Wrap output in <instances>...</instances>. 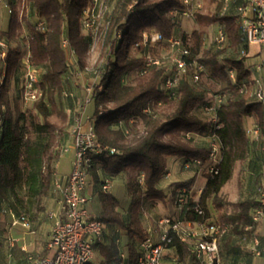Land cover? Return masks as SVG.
<instances>
[{
    "label": "trees",
    "instance_id": "16d2710c",
    "mask_svg": "<svg viewBox=\"0 0 264 264\" xmlns=\"http://www.w3.org/2000/svg\"><path fill=\"white\" fill-rule=\"evenodd\" d=\"M92 2L5 0L11 13L7 29L0 30V42L7 45L5 49L0 47V53L4 50L6 54L0 96V205L17 216L24 215L32 205L39 206L51 189L55 165L60 161L59 152L55 149L68 122L67 114L53 97L62 91L61 77L68 69L69 54L77 58L78 71L86 70L92 37L82 34V26L84 12ZM181 8L179 0H116L112 12L103 15L106 25L102 31L99 62L96 68L86 70L92 73V79L85 85H90L98 75L92 83V95L86 110L93 120L97 145L102 149V153L93 158L90 172L94 173L98 164L109 177L135 173V177L131 176L128 181L131 196L129 223L122 221L116 199L102 190L99 198L103 209L98 220L103 225L121 227L130 238H137L139 245L148 238L139 217L142 202L165 201V194L158 188V183L166 176L167 158H181L183 164L190 163L191 168L201 169L206 183L197 198L190 190L194 179L173 184L176 190L171 202L179 213L177 217L169 218L183 225L191 224L193 228L211 222L225 226L227 232L218 239L220 250L221 241L229 236L227 224L243 242L250 237L254 224L250 211L256 207L255 201L229 203L223 199L221 190L232 178L235 165L244 163L250 153L251 143L244 120L253 118L259 135L264 136V111L262 105L252 98L253 65L247 64L251 57L248 53L240 58L241 50L247 46L241 41L237 16L221 15L219 9L213 14L199 12L195 15L199 29L188 34L181 31V21L170 15L171 11ZM30 17L36 18L35 23L32 24ZM40 22L42 27H39ZM215 23L225 27L226 41L223 45L213 42L216 49L212 50L207 48L203 37ZM25 24L29 34L23 36L21 30ZM147 31L161 35L163 42L145 48L142 41ZM170 37L179 38L188 55L184 57L186 67L177 85L165 90L161 86L162 81L174 66L150 50L164 48L168 52L166 41ZM18 38L22 40L20 43L23 42L22 48L20 44L11 45ZM64 38L69 42L67 49L62 46ZM26 41L31 64L36 68L46 67L40 75L42 97L23 111L16 105L12 110L7 97L8 88L11 81L20 80V93V62ZM224 47H229L233 54L222 66L219 57L224 54ZM131 48L134 55L130 54ZM146 55L158 59L160 64L139 75L137 72L142 69ZM199 65L203 70L198 73L199 80L194 82L193 76ZM207 71L225 82L219 93L209 99L208 91L200 85ZM133 72L138 74L135 83L123 84L121 78ZM218 99L221 100L219 105L216 104ZM31 110L36 113H30ZM53 116L59 117V124L52 120ZM212 143L219 145L216 162L209 157ZM110 149L116 153L110 154ZM212 166L215 173H210ZM140 174L144 175L142 186L137 182ZM180 197L184 199L181 205L176 203ZM209 205L220 212L219 221L213 220ZM229 206L234 211L226 214ZM181 234V231L169 230L164 258L168 252L173 253L171 256L176 258V264H199L192 253L197 239L187 237L182 241ZM109 247L108 254L104 255L115 256L116 248L113 244ZM137 256L138 246L130 248L125 264H138ZM116 264H121L119 257Z\"/></svg>",
    "mask_w": 264,
    "mask_h": 264
},
{
    "label": "built area",
    "instance_id": "2783aa9c",
    "mask_svg": "<svg viewBox=\"0 0 264 264\" xmlns=\"http://www.w3.org/2000/svg\"><path fill=\"white\" fill-rule=\"evenodd\" d=\"M0 2L3 3L4 8L10 14V8L5 3V0H0ZM179 2L182 8L171 11L170 15L176 16L180 21L184 19L193 20L195 15L203 10L201 0H179ZM102 4V0H93L92 6L85 10V26L91 28L98 18L103 17L106 10ZM101 13L102 15L100 16ZM232 14L237 16L241 41L247 46V49H243L240 52V58H243L248 55L250 47H260L264 44V0H239ZM42 26L43 23L40 22L39 27ZM225 41V27L218 24L213 42L223 45ZM160 42H163L161 35L154 31H147L143 34L142 44L145 48L156 46ZM166 44L168 54L164 57L162 56V60H169L168 63L171 61V65L174 67L162 81L161 86L165 90H170L177 85L180 75L185 71L186 63L184 57L188 55V50L183 47L180 39L176 37H170ZM62 46L65 49L68 48V39L64 38L62 40ZM0 47L5 49L7 45L5 42H0ZM5 57L6 54L3 50L0 53V96L6 71ZM20 63L22 65L20 102L23 106H26L33 104L42 97L41 74L38 68L31 64L27 41ZM159 64L160 61L158 59H153L150 55H146L145 63L137 73L139 75L144 74L151 66ZM262 68V64L255 65L256 72H261ZM202 70L203 67L199 65L193 76L194 82L199 80L198 73L202 72ZM97 77L98 75L95 76L92 83ZM230 78H234L232 72H230ZM92 83L90 85L83 84L82 86L85 93L83 100L84 109L81 115L74 119L71 145L61 150L64 154L69 151L73 152L70 174L65 183H61L59 179L53 180L54 188L61 198V213L54 221L47 242V250L51 255L38 261L29 259L28 264H91L94 259V246L103 242V224L98 219L90 217L86 208L88 198L85 196L87 180L94 162L93 158L102 153V149L98 147L96 142L93 120L89 116L83 117L90 103L93 90ZM252 98L264 107V86L261 85L259 80L254 81ZM220 103V99L216 100L217 105ZM212 120L215 121V117ZM114 153L116 151L110 149V154ZM218 154L219 145L212 143L209 154L210 160L216 162ZM195 164H199V162H195ZM183 167L188 170L191 165L190 163H184ZM210 173H215L213 166L210 168ZM137 182L139 185H143V174L137 177ZM101 188L103 191H107L109 189V181L105 180ZM183 202L184 199L180 197L176 203L181 205ZM251 219L254 224H263L264 226V193L261 194ZM19 221L23 227H28L25 216H21ZM157 226L161 231L160 240L155 242L148 237L139 243L138 264H165L163 256L164 244L169 242L168 232L170 229L177 232L181 231L182 241H186L187 237L197 239L192 253L199 260V264H219L218 239L227 232L225 226L211 222L201 225L199 228H193L191 224L183 225L179 222H173L169 217L159 220ZM257 244L258 242L255 239L252 250H256ZM262 253L264 254V249ZM171 264H176V258H172Z\"/></svg>",
    "mask_w": 264,
    "mask_h": 264
},
{
    "label": "crops",
    "instance_id": "0c3cea01",
    "mask_svg": "<svg viewBox=\"0 0 264 264\" xmlns=\"http://www.w3.org/2000/svg\"><path fill=\"white\" fill-rule=\"evenodd\" d=\"M227 1V2H226ZM203 4L205 2L201 0ZM239 0H222L220 2L221 9L219 11L221 15L232 14L234 8L237 6ZM230 3V4H229ZM226 9V11H225ZM203 11V10H202ZM3 12L6 13V23L3 21ZM202 13V12H201ZM9 14L4 8V6L0 5V30H6L8 27ZM5 23V24H4ZM182 24V21H181ZM218 23H215L209 27L208 30L210 32L214 31L213 38L215 37V32L217 29ZM194 30V29H193ZM181 31L186 32L182 29ZM205 39V38H204ZM250 59L247 61L248 65H253L252 70V79L253 81L259 80L261 85L264 86V44L260 47H250L249 48ZM262 64L263 68L261 72L255 71V65ZM82 87V86H81ZM263 111L264 107L262 106ZM198 111V110H197ZM73 124V123H72ZM72 143V129H71V142ZM70 154V167L61 166L60 161L55 165V174L53 176L54 179H59L61 183H65L67 177L71 171V162L73 159V152L69 151L65 153V155ZM184 160L177 157H168L167 158V166H166V176L160 180L158 183V188L163 190L165 194L164 202H152V201H143L141 205V209L139 212L140 221L142 227L147 231L148 237H150L153 241L159 242L161 231L157 226L154 230L151 225L148 224V221L158 219L161 220L165 217L169 216V211H172V214L178 216V210L172 206L171 198L174 195V191L176 190L173 184L185 182L190 179H194L193 186L191 187V192H193L194 188L197 187V196L201 193L203 189L206 178L204 177L203 171L196 170L190 168L185 170L183 167ZM257 172L253 173L254 179L258 178V180H262V183L255 190V196L246 198L244 200H254L256 203V207L258 205L259 198L262 193H264V162L261 163L260 166L257 167ZM124 173H121L115 177H109L102 168L96 164L94 169V173L90 172L89 178L87 180V187L85 190V196L88 198V202L86 204V208L90 217L98 219L103 205L99 198V191L102 190L101 186L104 184L105 180L109 181V189L107 191H103L105 193L110 194L112 197L116 199L119 203V211L121 212L122 221L125 224H128L130 221V215L128 213L130 206L131 196L128 192V181L123 177ZM57 177V178H56ZM116 182H120L123 185L124 199L120 200L118 198L117 193L120 189L116 186ZM52 188L50 189V193L56 194L55 199H51L52 202H48V205L42 206L40 209L38 207L35 209L36 212L40 213V217L35 220H31L33 218L25 216L28 222V227L25 228L21 225L19 218L21 216L15 215L12 211L5 208V206L0 205V214H5L7 219L0 224V264H28L29 259L38 261L42 260L51 255V253L47 250V242L49 239L50 232L52 230L54 221L56 218L60 216L61 213V198L57 194L54 185L52 183ZM243 200V201H244ZM170 201V202H169ZM52 203V204H50ZM164 204H167L164 205ZM46 206V208H44ZM48 206V208H47ZM254 208L250 211V215L254 211ZM117 210V209H116ZM164 212V213H163ZM160 216V213H163V216L160 218L153 214ZM149 218V220L147 219ZM263 225V224H262ZM262 230L260 228V224H253L251 229V233L249 234V239L245 241V246L247 248V252L242 256L238 257L237 262L239 264H264V254L262 250L264 249V236L261 234ZM30 236V237H29ZM6 237V238H5ZM257 240V248L256 250H252L254 246V240ZM110 244H113L117 250V253L113 257H106L104 253L108 254V248H110ZM138 246L137 238H130L125 230L121 227L108 224L103 225V244L100 246H94V259L91 264H116V259L119 257L121 264L126 263L127 253L130 248H134ZM103 248V249H102ZM104 250V251H103ZM108 251V252H107ZM106 257V259H105ZM170 259V260H169ZM165 264H171L172 256H166L164 258Z\"/></svg>",
    "mask_w": 264,
    "mask_h": 264
},
{
    "label": "rangeland",
    "instance_id": "374dc122",
    "mask_svg": "<svg viewBox=\"0 0 264 264\" xmlns=\"http://www.w3.org/2000/svg\"><path fill=\"white\" fill-rule=\"evenodd\" d=\"M102 1H103L102 5L106 10V15L110 14V12H112L115 6L116 0H102ZM203 1L205 2V4H204V9L202 11V14H213L219 8L221 9L220 2H222V0H215V1L203 0ZM1 4L3 5V3L0 2V5ZM101 15L102 13L100 14V16ZM30 20L33 24L35 23L36 18L30 17ZM3 21L6 23V13L5 12H3ZM105 25H106V22H105L104 16L102 18L100 17L97 19V21L93 25L94 28L93 27L89 28L85 26L83 22L82 34H84L85 36L87 35L90 38L92 37L90 39L91 41H89L90 46H89V51L87 54L86 70L87 69L92 70L93 68H96V66L98 65L100 54H101L102 38L104 35L103 34L104 32L102 31H104L103 27H105ZM181 26L184 31L189 32L188 34L192 33L194 30L199 29L198 24L195 19L193 20L184 19L182 20ZM208 29L203 38H205V43H206L207 48L215 50L216 49L215 46L212 45L213 40H214L213 38L214 31L210 32V30ZM21 34L23 36H26L27 34H29L28 27L26 26V24L23 26L21 30ZM15 41L11 42L12 46H16V44H20V47L21 48L23 47V42L20 43V41H22L21 38H18L17 42ZM224 48H226L224 49V54H222V56L219 57V62L222 66L226 65L224 63L226 58H229L233 54L232 50L229 47H224ZM150 52L157 56H166V54H168V52H166L164 48H157L154 50H150ZM134 53L135 52L133 48H131L130 54L134 55ZM67 63H68V69L65 72V74L61 77L62 86H63L62 91L61 93L56 92L53 98L56 104L58 105V107L67 114V120H68L63 133L59 135L58 145L56 146L55 150L59 152L60 159L62 158L60 165L70 167V156L71 155L70 154L65 155L64 153L61 152V150L63 148H66L71 142V129L73 125L72 123L74 122L75 118L81 115V112L84 109L83 100H84L85 93H84V88L81 86H83V84H87L88 82H91L92 73H88L85 69L83 70L82 73L81 71H78L79 67L77 66V58L74 55H70V54L68 55ZM38 70L40 74H43L46 70V67L40 66ZM137 76L138 74L136 72L125 75L121 78L122 83L125 85H133L136 81ZM19 81L20 80L11 81V83L9 84L7 97H8V101H9V104L12 110L15 109V105H16L19 110L23 111V108L29 107L31 106V104H28L26 106H23L21 104L20 93H19V87H20ZM200 85L201 87L205 88L208 91L207 98L209 99L211 98V96L219 93V91L225 86V82L222 81L220 78H215L211 76L210 72L207 71ZM89 108H91V106H89ZM86 111L88 112L89 110H85L84 116H83L84 118L86 116H89V113H90V112L87 113ZM29 112L32 114L36 113L33 110ZM29 112H26V113H29ZM52 120L57 122L58 124L60 123L59 117L57 118L56 116H53ZM244 123H245V129H246L247 135L251 143L250 153H249L248 159L244 163H237L235 165L232 178L221 190V195L223 199L229 203L241 202L246 198L255 196L254 195L255 190L262 183V180H258V178L254 179L253 173H256L257 167L260 166L261 163L264 162V136L263 135L261 136V133L259 135L258 128H255L254 126L255 121L253 120V118L251 117L246 118L244 120ZM134 175H135L134 172H125L123 174V177L127 181H129L130 177ZM116 186L120 189V191L118 192L114 191L115 194L117 193L118 198L120 200L124 199L123 198L124 197L123 185L120 182H116ZM197 191H198L197 187H195L193 190L194 196H197V193H198ZM50 192L51 191H49L47 196L41 199V201L39 202V206H36L38 207V209H40L41 206L43 208L45 204L48 205L47 204L48 202H52L51 199L56 198V194L50 193ZM35 205H32L30 207V210L25 212L27 217L29 216L30 219L33 218L34 216L36 217V219H38L41 216L40 213L35 211V209H37V208L34 209ZM164 205L167 206V204H164ZM44 208H46V206ZM209 208H210V212H211L213 220L219 221L220 212L212 209L210 205H209ZM233 211H234V208L229 206L226 214H229ZM163 213H160L161 217L163 216ZM153 216L154 218H156L155 216H158V215L154 213ZM169 216L170 218L176 217L175 214H172V211H169ZM6 219H7V216L5 214H0V224L3 223ZM147 219L149 220V218ZM31 220H35V218ZM157 222H158V219H155V221L150 220L148 221V224L151 225L152 228L155 230L157 228L156 227ZM227 226L229 227V236L223 241H221L220 250H219V263L220 264H239L237 262V260L239 259L238 257L245 254L247 252V248L245 246V242L242 241L241 236L235 234L231 230L230 225L227 224ZM260 228L262 230L261 234L262 236H264V226L260 224ZM171 255H173V253H168V252L166 253L167 257Z\"/></svg>",
    "mask_w": 264,
    "mask_h": 264
}]
</instances>
